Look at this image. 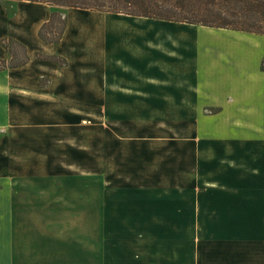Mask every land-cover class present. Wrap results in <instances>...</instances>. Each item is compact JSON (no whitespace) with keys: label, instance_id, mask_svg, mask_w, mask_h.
Listing matches in <instances>:
<instances>
[{"label":"crops","instance_id":"0c3cea01","mask_svg":"<svg viewBox=\"0 0 264 264\" xmlns=\"http://www.w3.org/2000/svg\"><path fill=\"white\" fill-rule=\"evenodd\" d=\"M31 3L18 4V15L27 14V20L10 31L27 46L30 61L13 72L3 71L22 76L2 86L8 95L13 88L38 95L34 90L39 82L26 76L49 67L48 72L58 77L55 87L79 88V99L86 98L82 90L94 80L100 105L114 96L134 104H191L190 264H264V34L144 16L122 19L116 17L118 13L92 23L87 16L90 10L73 8L65 12L68 22L61 41L46 43L39 29L59 8ZM37 51L61 54L68 63L39 60ZM9 56L0 41V57ZM2 115L0 126L9 125L11 114ZM3 193L7 218L11 194ZM138 196L132 199L144 211L151 206L148 201L156 199L151 193ZM115 199L116 194H108V201ZM132 207L126 201L106 213L126 214ZM104 224L113 236L97 241L102 244V264H182L181 253L169 256L165 242L149 235L164 233L165 224H145L136 230L143 233L137 237L122 235L130 230L126 227Z\"/></svg>","mask_w":264,"mask_h":264},{"label":"rangeland","instance_id":"374dc122","mask_svg":"<svg viewBox=\"0 0 264 264\" xmlns=\"http://www.w3.org/2000/svg\"><path fill=\"white\" fill-rule=\"evenodd\" d=\"M27 1L0 0L2 45L8 38L19 41L10 31L27 20V14L16 11L18 4L33 2ZM45 4L59 8L51 14L56 11L67 22L65 12L74 10ZM88 13L92 23L116 14ZM87 16L83 18L88 21ZM54 25L60 30L62 22L57 18ZM9 47L16 58H22L20 46L9 41ZM6 50L9 58L0 57V117L7 111L11 121L0 126V194H11L12 207L8 206L6 218V204L0 197V264H102V244L98 246L97 241L113 236L104 230L105 221L130 229L122 235L136 237L143 235L136 230L145 224H165L164 233L153 231L149 235L165 242L169 256L181 253L182 264H190L193 106L134 104L116 96L100 105L96 103L99 90L94 80L82 90L86 98L79 99V88L55 87L58 77L48 72L49 67L37 68L39 75L26 76L39 82L34 90L38 95L13 88L9 96L2 86L7 80H22V76L15 75L17 71L14 75L3 73L20 67H9L12 54ZM26 50L29 59L24 65L30 61L27 46ZM38 53L41 57L54 55L37 51L36 57L43 61L49 60L38 57ZM58 56V62L64 63L66 58ZM109 193L116 194L117 199L108 201ZM142 193L156 195L148 201L151 206L147 211L132 199ZM122 194L129 196L123 198ZM176 195L179 199H171ZM126 201L133 204L126 214L106 213ZM160 235L163 237H157Z\"/></svg>","mask_w":264,"mask_h":264},{"label":"trees","instance_id":"16d2710c","mask_svg":"<svg viewBox=\"0 0 264 264\" xmlns=\"http://www.w3.org/2000/svg\"><path fill=\"white\" fill-rule=\"evenodd\" d=\"M57 4L67 7L81 8L91 11H103L124 15L144 16L154 19H164L181 23L203 25L216 28H228L255 34H264V0H29ZM62 22L60 30L54 25L56 19ZM67 21L60 13L54 11L50 19L39 30V37L46 43L60 42ZM9 41L23 49L22 58H16ZM3 45L12 54L9 67H17L27 63L29 56L26 45L20 41L8 38ZM58 62L57 54L41 57ZM15 59V60H14ZM4 61V60H2ZM5 62V61H4Z\"/></svg>","mask_w":264,"mask_h":264}]
</instances>
